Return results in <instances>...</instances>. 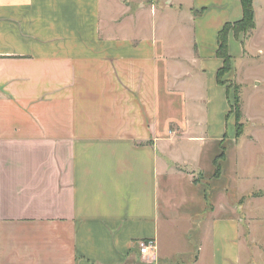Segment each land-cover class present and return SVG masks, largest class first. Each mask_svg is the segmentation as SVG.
I'll use <instances>...</instances> for the list:
<instances>
[{"label":"crops","instance_id":"0c3cea01","mask_svg":"<svg viewBox=\"0 0 264 264\" xmlns=\"http://www.w3.org/2000/svg\"><path fill=\"white\" fill-rule=\"evenodd\" d=\"M242 16L0 0V264H264V168L244 169L263 159L264 80L238 82V135L218 79V33ZM245 39L229 33L232 58Z\"/></svg>","mask_w":264,"mask_h":264},{"label":"rangeland","instance_id":"374dc122","mask_svg":"<svg viewBox=\"0 0 264 264\" xmlns=\"http://www.w3.org/2000/svg\"><path fill=\"white\" fill-rule=\"evenodd\" d=\"M184 2L186 4H189L190 0H184ZM254 9H255V21L257 27L253 29L250 33L248 34L245 33L247 35L244 42L245 44L244 47L246 51H249L248 52L249 54L247 53L248 55L246 54V56L243 58H238V57L232 58V69H235V67L238 69V73H239L238 81L234 79H230L231 78L230 71L226 72L223 75V79L229 81V86H232L234 91L236 90L239 91L238 82H246V83L254 82L252 79L255 76L264 80V0H254ZM214 10L215 9H212L211 11L213 12ZM176 14L177 13L173 11L171 13L170 18L177 17ZM245 34L240 33L239 35H245ZM234 100H235V95H234ZM232 106L233 108L235 107V105ZM232 116H235V112L234 111L228 112V118L230 119V121H232L233 128L237 129V125L235 124V121H233L234 117ZM261 156H263V159H261L260 162L258 161V158H256V160H254L252 163L250 162L247 165L246 163H244V169L246 168L257 169L258 167L264 168V153L261 154Z\"/></svg>","mask_w":264,"mask_h":264},{"label":"trees","instance_id":"16d2710c","mask_svg":"<svg viewBox=\"0 0 264 264\" xmlns=\"http://www.w3.org/2000/svg\"><path fill=\"white\" fill-rule=\"evenodd\" d=\"M243 16L237 21L227 22L222 27L218 33V49L217 54L220 58L223 59V65L218 71V79L220 82H223V75L230 71L232 68V56L229 52V33L233 31L236 36H239L240 33H250L253 29L256 28L255 21V9H254V0H241ZM198 13L195 11V15ZM245 34V35H247ZM235 91V102L231 103V110L235 112L237 120V134L240 135L242 132L243 125L241 123L242 111L240 106L239 93ZM232 105H235L233 108ZM235 109V110H234ZM219 165L216 167V174L219 173Z\"/></svg>","mask_w":264,"mask_h":264},{"label":"built area","instance_id":"2783aa9c","mask_svg":"<svg viewBox=\"0 0 264 264\" xmlns=\"http://www.w3.org/2000/svg\"><path fill=\"white\" fill-rule=\"evenodd\" d=\"M138 245L142 254H150L156 249L154 239H142L138 242Z\"/></svg>","mask_w":264,"mask_h":264}]
</instances>
